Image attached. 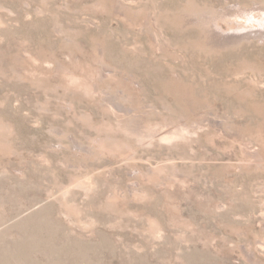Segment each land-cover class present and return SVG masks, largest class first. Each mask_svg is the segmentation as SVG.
Listing matches in <instances>:
<instances>
[{
    "label": "rangeland",
    "instance_id": "374dc122",
    "mask_svg": "<svg viewBox=\"0 0 264 264\" xmlns=\"http://www.w3.org/2000/svg\"><path fill=\"white\" fill-rule=\"evenodd\" d=\"M0 264H264V0H0Z\"/></svg>",
    "mask_w": 264,
    "mask_h": 264
}]
</instances>
